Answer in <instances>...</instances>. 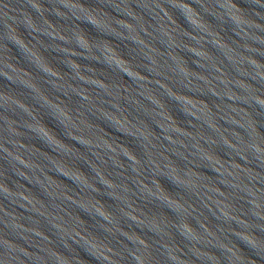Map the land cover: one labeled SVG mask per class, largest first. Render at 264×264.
Listing matches in <instances>:
<instances>
[{
	"label": "water",
	"instance_id": "obj_1",
	"mask_svg": "<svg viewBox=\"0 0 264 264\" xmlns=\"http://www.w3.org/2000/svg\"><path fill=\"white\" fill-rule=\"evenodd\" d=\"M0 264H264V0H0Z\"/></svg>",
	"mask_w": 264,
	"mask_h": 264
}]
</instances>
